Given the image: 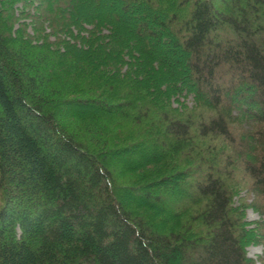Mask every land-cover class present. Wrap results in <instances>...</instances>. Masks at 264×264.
Listing matches in <instances>:
<instances>
[{
  "label": "trees",
  "instance_id": "obj_1",
  "mask_svg": "<svg viewBox=\"0 0 264 264\" xmlns=\"http://www.w3.org/2000/svg\"><path fill=\"white\" fill-rule=\"evenodd\" d=\"M260 123L264 0H0V264H255Z\"/></svg>",
  "mask_w": 264,
  "mask_h": 264
},
{
  "label": "rangeland",
  "instance_id": "obj_2",
  "mask_svg": "<svg viewBox=\"0 0 264 264\" xmlns=\"http://www.w3.org/2000/svg\"><path fill=\"white\" fill-rule=\"evenodd\" d=\"M115 7L117 4L115 3ZM149 22V18L147 19ZM170 47H166L165 51L169 52ZM179 69L185 72L186 68L181 63ZM189 105H194L193 98L188 100ZM264 128V124L260 123L256 128ZM217 146H224L227 143L221 140H215ZM232 183L233 207L245 214V222L248 228L259 231L263 237V242H252L247 246V255L255 264H264V197L255 188L254 180L243 169H237Z\"/></svg>",
  "mask_w": 264,
  "mask_h": 264
}]
</instances>
